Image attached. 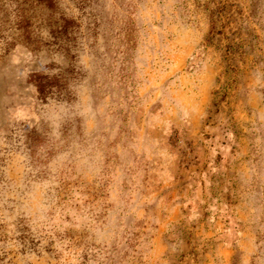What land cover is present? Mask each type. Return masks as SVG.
<instances>
[{
	"label": "rangeland",
	"instance_id": "1",
	"mask_svg": "<svg viewBox=\"0 0 264 264\" xmlns=\"http://www.w3.org/2000/svg\"><path fill=\"white\" fill-rule=\"evenodd\" d=\"M0 264H264V0H0Z\"/></svg>",
	"mask_w": 264,
	"mask_h": 264
},
{
	"label": "trees",
	"instance_id": "2",
	"mask_svg": "<svg viewBox=\"0 0 264 264\" xmlns=\"http://www.w3.org/2000/svg\"><path fill=\"white\" fill-rule=\"evenodd\" d=\"M65 23L70 24V23H68L66 21H65ZM49 81L46 80L45 82H43V83H41L39 85V87H38L39 93H41V94H47L48 93L47 92V89L54 87L55 86V83L57 82L56 78H53L52 80L50 79Z\"/></svg>",
	"mask_w": 264,
	"mask_h": 264
}]
</instances>
